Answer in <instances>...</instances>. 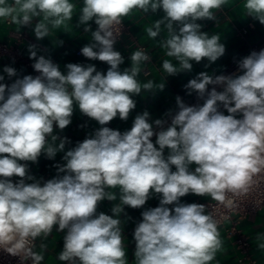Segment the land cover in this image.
Returning <instances> with one entry per match:
<instances>
[{
    "label": "clouds",
    "instance_id": "9594fccd",
    "mask_svg": "<svg viewBox=\"0 0 264 264\" xmlns=\"http://www.w3.org/2000/svg\"><path fill=\"white\" fill-rule=\"evenodd\" d=\"M226 3L83 0L76 27L91 33V40L80 52L90 61L106 63V73L91 63H68L62 71L50 55L40 54L46 50L37 43H29L27 52L38 75L21 77L16 68L4 66L0 252L18 258V264H42L47 252L43 240L55 228L64 233L57 255L64 264H129L124 226L131 217L125 208L141 209L158 197L159 205L143 210L135 225V264H212L224 249L221 220L254 194L264 195V49L236 60L237 70L231 74L201 71L190 79L183 86L186 94L195 93L203 103L188 105L176 96V109L165 113L170 123L151 120L145 110L135 116L129 130L107 125L117 117L128 120L137 106L133 97L142 93L155 97L164 91L167 77L191 72L193 62L205 59L207 69L225 55L221 36L209 35L198 21L217 22L214 10ZM75 7L71 0H0V20L17 26L18 32L30 29L36 41H42L52 29L73 20ZM243 7L246 17L264 25V0H244ZM134 10L163 14L146 29L152 39L167 30L159 43L177 62L163 60L167 76L162 83L141 84L137 79L141 65L151 61L144 50L132 52L130 66L121 70L125 57L115 45L123 18ZM63 43L58 38L52 41L53 47ZM5 74L9 80L16 78L4 83ZM77 108L100 127L74 147H66L71 140L56 130L71 125ZM58 153H63V162L53 165V178L31 174L28 162L38 163L42 155L54 160ZM110 189L119 190L111 215L98 212L103 201L117 200ZM189 194L216 203L182 202ZM254 204L258 208L261 200ZM221 208L226 211H218ZM256 241L264 251V233H258Z\"/></svg>",
    "mask_w": 264,
    "mask_h": 264
},
{
    "label": "crops",
    "instance_id": "0c3cea01",
    "mask_svg": "<svg viewBox=\"0 0 264 264\" xmlns=\"http://www.w3.org/2000/svg\"><path fill=\"white\" fill-rule=\"evenodd\" d=\"M76 5L73 13V20L67 21L65 26L60 29H52L49 38H45L42 41H36L34 34L30 29H22L21 32L17 31V26L10 24L4 20H0V39L10 41L16 44L19 49V57H3L0 59V74L3 73L4 66H11L17 69L18 75H38L32 68L34 61L28 58L27 45L29 43H37L42 50L40 54L51 56L54 63L60 65L62 71L64 66L68 63L79 64H95L98 71L105 72L108 69V65L104 62L95 60L90 61L81 53H77L84 45L88 44L91 40V33H84L82 28L76 27V21L81 7L83 6V0H71ZM244 0H227V3L220 9L214 10L217 16V22L215 21H198L204 25L203 31L208 32L209 35L219 34L221 36V42L226 46V52L223 57L218 59L209 68H205L207 60H203L200 63L193 62V69L191 72L180 73L176 76H169L166 78V87L164 91L159 92L153 97L151 94L142 93L140 96L133 97L136 102V108L130 113L127 121H121L119 117L111 121L107 126L113 129H118L121 132L129 130L132 126L133 120L138 113H142L147 110L151 114V120L162 118L166 112L170 109L176 108L175 98L176 96L182 97V99L188 98L184 85L192 78H194L201 71L215 72L220 74L224 72L230 65L236 60L240 59L248 50L250 43H256L264 39V25H261L258 21H254L251 17H246L245 9L243 7ZM163 15L162 12L156 14H145L140 10H134L129 16L123 18L128 23L132 34L136 37V40L146 46L151 61L142 64V71L137 79L141 84L146 83L149 80L155 81L157 84L164 82L167 73L162 69V62L165 59L172 61L174 65L177 62L174 58L167 57L166 50L160 46L159 41L167 37V30L162 29L161 35L156 39L148 37L146 29L151 27L153 23ZM241 26H247L248 30L245 36H241L237 32V28ZM97 25L92 23V29L95 30ZM26 33L28 39L18 37L19 33ZM56 38L63 40L62 46L53 47L52 41ZM128 38L123 37L115 45V49L120 51L125 57V63L121 65V70L125 67H129L131 61L128 59L130 54L136 51V48L132 45L128 46ZM178 66V65H177ZM6 76V74H5ZM16 77L9 80L6 76L4 83H11ZM147 95V96H146ZM225 114H227L225 112ZM83 125V127H82ZM100 125L83 116L79 109L74 111L72 117V123L62 132L58 129L57 134L60 136H67L71 140V144L66 147H74L77 141H83L87 135L94 132ZM155 137H153V141ZM63 153H58L54 160H49L43 155L39 158L38 163H29L31 174L37 178L43 177L44 180L51 179L56 175V168L53 166L57 163H62ZM174 170V169H173ZM18 178H13L16 180ZM110 191L117 193V200L114 202L103 201L98 208V212H104L111 215V207L113 204L119 203V190L110 189ZM210 200L208 197H199L195 195H187L181 198L184 203H203ZM159 205V198L153 197L148 200L144 208L131 209L126 207L125 212L130 220H127L124 226V243L125 252L129 261V264H135L133 252L135 248V242L133 240V231L137 222L141 217V212L146 208L156 207ZM122 219L124 216L122 214ZM239 227L241 231L248 237L250 243V254L256 260V264H264V251L258 249L256 236L258 233H264V208L260 209L251 217H246L240 220ZM220 237L223 241L224 249L217 253L216 259L212 264H248L247 260H240L241 254L235 249V246L224 230V227L220 226ZM63 232H57L55 228L52 234L43 240L47 247V252L44 254V261L42 264H62L57 259L58 253L63 248ZM39 245L40 241H36ZM36 251H40L37 247Z\"/></svg>",
    "mask_w": 264,
    "mask_h": 264
},
{
    "label": "built area",
    "instance_id": "2783aa9c",
    "mask_svg": "<svg viewBox=\"0 0 264 264\" xmlns=\"http://www.w3.org/2000/svg\"><path fill=\"white\" fill-rule=\"evenodd\" d=\"M247 28H248L247 26H241L237 28L238 34H240L241 36H245L248 30ZM18 37L28 39V35L24 32L19 33ZM123 37L128 38L129 40L128 46L132 45L136 48V50L138 49L144 50L149 54L146 46L136 40V37L132 34L128 23H126L124 19H123L122 35L118 41L123 39ZM260 49H264V39L256 43H250L247 52L242 57L247 56L253 50L259 51ZM77 53H81L80 49L77 51ZM3 57H11L14 59L19 57V49L17 48L16 44L11 43L10 41L0 39V59ZM236 70H237V66L236 63L234 62L224 72L220 74L228 75L235 72ZM209 88H211V86H209ZM218 90L221 89L218 88ZM183 101L188 105L196 104L198 102L203 103V101L197 100L195 93H193V95L189 96L188 98L183 99ZM162 118L168 120V122L170 123V119L165 115ZM262 191H264V185H262ZM256 199L261 200V204L258 208L254 204V200ZM215 203L216 202L211 200H208L206 202V204H212V205H214ZM263 208H264V195L254 194L253 197H250L248 200H245L242 203L240 209L233 211L231 213H227L229 218L221 220L220 223V226L224 227L226 235L229 238H231L235 246V249L239 252V254H241L240 260L245 259L247 260L248 264H256V260L250 254L249 239L241 231V228L239 227V222L243 218L251 217L255 215L257 211ZM218 211H226V210L221 208ZM0 264H18V258L0 252ZM62 264H64V262H62Z\"/></svg>",
    "mask_w": 264,
    "mask_h": 264
}]
</instances>
